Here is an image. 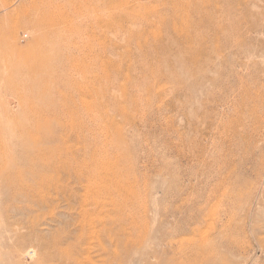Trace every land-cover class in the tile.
Returning a JSON list of instances; mask_svg holds the SVG:
<instances>
[{
  "label": "rangeland",
  "instance_id": "rangeland-1",
  "mask_svg": "<svg viewBox=\"0 0 264 264\" xmlns=\"http://www.w3.org/2000/svg\"><path fill=\"white\" fill-rule=\"evenodd\" d=\"M0 264H264V0H0Z\"/></svg>",
  "mask_w": 264,
  "mask_h": 264
},
{
  "label": "bare ground",
  "instance_id": "bare-ground-1",
  "mask_svg": "<svg viewBox=\"0 0 264 264\" xmlns=\"http://www.w3.org/2000/svg\"><path fill=\"white\" fill-rule=\"evenodd\" d=\"M43 28V27H42ZM41 28V29H42ZM40 29V30H41ZM55 166L57 165V164H54ZM103 165H104V163H103ZM48 166H52V165H50V164H48ZM93 182V181H92ZM87 184V183H86ZM92 184V183H91ZM46 186H50L52 189H54V190H62L61 192H63V193H65V188H63V186H61L60 184H59V181H58V178H54V179H51V178H47L46 179V181H42V183H41V185L39 186V189L37 190V191H39V190H41L43 187H46ZM87 188V187H86ZM36 191V192H37ZM88 191V190H87ZM60 193V192H59ZM62 194V193H61ZM64 195V194H63ZM86 199V198H85ZM83 210V209H82ZM93 228V227H92ZM94 229V228H93ZM90 235V234H89ZM89 242V241H88Z\"/></svg>",
  "mask_w": 264,
  "mask_h": 264
}]
</instances>
